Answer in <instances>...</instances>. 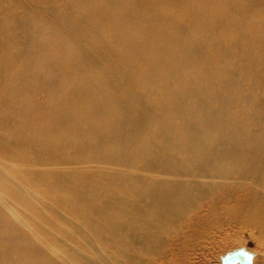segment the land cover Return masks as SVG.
I'll return each instance as SVG.
<instances>
[{
    "label": "bare ground",
    "instance_id": "1",
    "mask_svg": "<svg viewBox=\"0 0 264 264\" xmlns=\"http://www.w3.org/2000/svg\"><path fill=\"white\" fill-rule=\"evenodd\" d=\"M2 165L119 264L216 206L263 234L241 215L264 198V0H0ZM16 216L0 198V264H97L58 260Z\"/></svg>",
    "mask_w": 264,
    "mask_h": 264
},
{
    "label": "rangeland",
    "instance_id": "2",
    "mask_svg": "<svg viewBox=\"0 0 264 264\" xmlns=\"http://www.w3.org/2000/svg\"><path fill=\"white\" fill-rule=\"evenodd\" d=\"M0 168L3 169L0 171V198L15 210L18 220H22L21 224L37 235L55 258L68 263L70 254H80L97 264H119L114 261V251L109 249L103 237L84 226L77 217L58 209L55 202L49 203L50 194L28 183L22 172L7 174L9 167L2 165ZM27 170L29 175H33L30 172L61 173V169L52 167ZM231 183L229 186H232ZM1 185L19 192L30 206L37 207L40 216H32L26 208L7 199ZM22 187L25 189L22 190ZM245 189L242 187V194ZM36 193L40 198L32 195ZM214 209L217 213L213 212L215 216L208 222L200 218L192 219L181 227L177 235L171 232L157 240L153 248L159 250L160 254L143 258L142 264H264V198H253L241 215H259L258 227L263 234H259L257 227L245 222L240 216L229 214L222 206Z\"/></svg>",
    "mask_w": 264,
    "mask_h": 264
}]
</instances>
